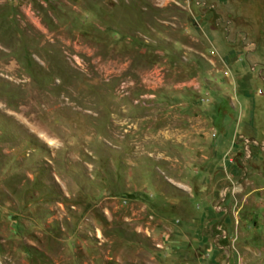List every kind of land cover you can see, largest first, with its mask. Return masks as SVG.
Segmentation results:
<instances>
[{
    "label": "rangeland",
    "instance_id": "obj_1",
    "mask_svg": "<svg viewBox=\"0 0 264 264\" xmlns=\"http://www.w3.org/2000/svg\"><path fill=\"white\" fill-rule=\"evenodd\" d=\"M0 264H264V0H0Z\"/></svg>",
    "mask_w": 264,
    "mask_h": 264
}]
</instances>
